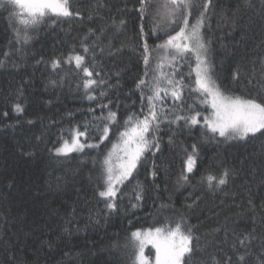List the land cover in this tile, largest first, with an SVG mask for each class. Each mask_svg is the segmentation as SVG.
Returning a JSON list of instances; mask_svg holds the SVG:
<instances>
[{
    "label": "trees",
    "instance_id": "16d2710c",
    "mask_svg": "<svg viewBox=\"0 0 264 264\" xmlns=\"http://www.w3.org/2000/svg\"><path fill=\"white\" fill-rule=\"evenodd\" d=\"M160 2L148 0L141 13L140 0H70L72 16L28 28L0 6V264H132L134 231L176 224L191 229L205 258L264 264V137L226 140L201 123L211 111L205 93L193 90L194 55L156 47L183 26L182 18L179 26L161 19ZM194 2L188 18L195 23L204 12L206 60L220 90L264 100V0H210L206 11V0ZM75 55L92 77L69 60ZM160 72L184 85L181 100L161 77L168 92L156 101L150 146L116 196L101 197L107 151L130 116L134 123L148 113ZM89 78L96 83L85 89ZM197 111V125L176 120ZM105 126L96 146L52 152L75 128L87 129L82 140L94 143ZM145 251L152 260L153 249Z\"/></svg>",
    "mask_w": 264,
    "mask_h": 264
},
{
    "label": "snow or ice",
    "instance_id": "6c2138e0",
    "mask_svg": "<svg viewBox=\"0 0 264 264\" xmlns=\"http://www.w3.org/2000/svg\"><path fill=\"white\" fill-rule=\"evenodd\" d=\"M147 3L148 0H140L141 13L145 11V5ZM0 6H3L5 10L11 8L12 10L9 12L10 20H18L19 24L24 25L25 28L35 27L45 18L52 16L69 17L73 15L70 0H0ZM209 6L210 0H206L203 5L204 10L206 11ZM194 7H199L194 0H161L157 10L161 19L167 18L171 24L179 26L177 20L178 18H182L183 26H179V31L175 32V35H168L167 40L156 47L158 49H164L166 54L170 48L175 49L177 54L188 52L194 54L196 59L194 69L196 73V88L193 90L207 94V99L204 102L210 103L212 113L203 117V123L210 132L218 134L226 140H244L249 137H255L257 134L264 137V100H257L255 97L244 98L223 94L213 79L210 66L206 60L207 48L200 31L204 23V12H200L195 23H191L188 18L191 15V9ZM141 19H144V17L142 16ZM123 23L124 21H121V24ZM14 31L19 38V29L14 27ZM141 32H143V27L141 28ZM153 33L156 34V28L153 29ZM27 39L28 37L25 35V42H27ZM87 51L88 49L85 48V52ZM144 51L145 53L149 52L147 43L144 45ZM172 59L175 60L176 56L173 55ZM69 60H74L76 67L81 68L86 77H92L93 72L84 66L83 56L75 55L74 57H69ZM144 62L146 66L149 64L148 55L144 56ZM53 66L56 67L57 62H53ZM157 67L162 68L163 62L161 61ZM145 75H147V72H145ZM161 77L165 78L167 84L171 86V96L175 100H181V92L184 85L180 81L166 77L163 72H160L159 76L154 78L157 82L152 89L153 94L147 98L149 106L148 113L143 119L136 117L134 123L133 117L130 116L124 122V130L119 133V140L122 142V147L118 144L113 145V151L119 148L123 152V156L120 157V163L116 166L112 164L113 152H109L103 161L104 190L99 192L101 197L112 198L116 196V186L122 184L132 176L140 157L143 155L145 149L150 146L146 134L150 132L153 122L158 121L159 114L156 111V101L161 99V91H164L166 94L168 92L167 88L161 89L159 87V79ZM95 83L96 81L91 78L86 79L84 81V88L89 89ZM144 84L145 80L141 79L137 87L139 88ZM89 98L91 99L92 97ZM16 108L17 111L20 110L19 105ZM200 115L201 113L197 111L191 116H177L176 120H184L186 124L194 126L199 123L197 117ZM115 117L116 113L110 112L108 119L114 120ZM130 124L131 127H129ZM108 132L109 128L105 126L104 135L100 139L104 140ZM86 134L87 129L85 131L73 130L71 142L64 140L63 144L56 149V152L67 154L82 150L85 145L80 142L79 137L85 136ZM88 146L93 147L94 145ZM192 148L193 154H195L197 146L193 145ZM194 164V155H189L186 161L188 172H192ZM227 174L225 172L224 176H227ZM183 178L187 179V177ZM207 180L211 183L213 180H216V177L209 175ZM225 182L224 177L218 180V183L221 185ZM107 207L112 209L116 205L109 202ZM131 235L133 241L139 240V251L135 253V259L132 261V264H147L143 256L145 240L151 243L156 250L155 264H232L231 256L224 261L218 259L214 254L205 258L200 246L193 243L191 229H188L186 233L182 231L180 224H176L174 228L163 225L149 229L144 233L143 239H141V233L139 231L133 232ZM247 238L245 237V239ZM245 239L239 241L240 245H244ZM136 247V244L133 243L132 248L136 249ZM238 259L242 262L244 261V256L241 255Z\"/></svg>",
    "mask_w": 264,
    "mask_h": 264
},
{
    "label": "rangeland",
    "instance_id": "374dc122",
    "mask_svg": "<svg viewBox=\"0 0 264 264\" xmlns=\"http://www.w3.org/2000/svg\"><path fill=\"white\" fill-rule=\"evenodd\" d=\"M200 31H201V29H200ZM175 35V34H174ZM193 54V53H192ZM194 55V54H193ZM194 59H195V56H194ZM69 61V60H68ZM68 61H66V62H68ZM195 66H196V59H195V64H194V67H193V73H194V76H195V80H196V73H195V71H194V69H195ZM205 95H206V97H207V94L205 93ZM208 106H209V108H210V114L212 113V109H211V106H210V103H208ZM209 114V115H210ZM201 123H203V121L201 122ZM204 124V123H203ZM206 126V125H205ZM129 127H131V126H129ZM73 130H76V131H79L78 129H73ZM73 132V131H72ZM108 134V133H107ZM104 135V132H103V134H102V136ZM107 137V136H106ZM79 139H80V142L82 143V144H84L85 145V147L84 148H86V147H89L88 145H94V146H96V145H98L100 142H102V141H104V140H99L98 142H94V143H92V142H88V143H86V142H84L83 140H82V137H79ZM64 142V141H63ZM63 142L60 144V145H58L56 148H54V149H52V152L54 153V154H57V155H66V154H63V153H57L56 152V149L57 148H59L62 144H63ZM69 142H71V139L69 140ZM114 144H118V145H121V147H122V142L119 140V135H118V137L116 138V140L111 144V146H110V148H109V150L107 151V154H106V156H105V158L108 156V154H109V152H113V155H112V164L114 165V166H116V165H118L119 163H120V157H122L123 156V152L122 151H120L119 150V148L117 149V150H115V151H113V145ZM83 148V149H84ZM82 149V150H83ZM82 150H77V151H73V152H80V151H82ZM73 152H70V153H73ZM67 154H69V153H67ZM105 160V159H104ZM186 170H187V167H186ZM117 187V186H116ZM154 229V228H153ZM149 229H143V230H136V231H134V232H137V231H139L140 233H141V239H143L144 238V233H146L147 231H148ZM136 242H137V249H136V253H138V251H139V240H136ZM146 247H151L152 249H153V252H154V254H153V259L152 260H150V257L146 254V251H145V249H146ZM155 255H156V250H155V248L152 246V244L151 243H148L146 240H145V243H144V248H143V256L145 257V260H146V262H147V264H155Z\"/></svg>",
    "mask_w": 264,
    "mask_h": 264
}]
</instances>
